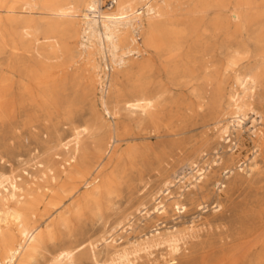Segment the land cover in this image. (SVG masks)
Masks as SVG:
<instances>
[{
	"label": "bare ground",
	"instance_id": "bare-ground-1",
	"mask_svg": "<svg viewBox=\"0 0 264 264\" xmlns=\"http://www.w3.org/2000/svg\"><path fill=\"white\" fill-rule=\"evenodd\" d=\"M105 1L0 0V54L7 51V57L0 58V122L18 121L29 111L46 113V121H54L75 103V93L110 121L108 136L95 144L93 159L80 161L76 150L62 166L67 196L60 197L51 187L43 192L42 186L25 192L17 177L0 174V264H79L77 255L87 241L68 237L55 244L44 226L63 207L65 197L74 199L100 181L120 144L140 136L120 126L122 109L137 112L139 119L130 121H149L158 133L159 121H172L167 119L173 105L168 98L171 83L192 89V101L179 102L182 111L195 115L212 107L206 127L222 141L242 132L248 114L264 121L255 99L264 77V0H109L106 9ZM244 30L255 45L249 52L234 42ZM244 59L249 60V74L242 72ZM69 122L70 140L64 143L58 126L51 139L64 148L72 143L77 148L81 138L95 130L94 124L88 119ZM251 140L263 152L264 128L253 131ZM207 145L205 141L185 165L192 171L198 168L186 176L191 193L203 192L209 179V168L199 167L195 159L204 158ZM4 146L0 161L9 164V139ZM226 155L216 164L234 161V154ZM52 177L56 181L57 176ZM5 183L11 188L8 194L2 193ZM170 184L166 181L163 187L167 190ZM254 192L249 206L224 225L223 246L237 244L223 251L215 264H241L251 255L252 264H264V209H255L264 184ZM182 195L169 204L175 213L187 210ZM155 210L162 215L167 206L160 201ZM158 230L144 235L136 248L167 244L177 254L179 231ZM127 257L123 253L118 258ZM171 261L175 264L176 258Z\"/></svg>",
	"mask_w": 264,
	"mask_h": 264
},
{
	"label": "rangeland",
	"instance_id": "rangeland-1",
	"mask_svg": "<svg viewBox=\"0 0 264 264\" xmlns=\"http://www.w3.org/2000/svg\"><path fill=\"white\" fill-rule=\"evenodd\" d=\"M108 4L106 0L105 9ZM234 42L237 49L245 52L255 48L246 30L236 35ZM225 45L226 40L221 37L220 46ZM6 57L7 51L0 54V58ZM241 64L242 72L249 74V60L244 59ZM262 79L263 86L255 99L258 111L264 116V77ZM169 87L168 98L173 105L168 107L167 119L172 121H159L157 125L161 130L156 133L149 121H130L139 119L137 112L122 109L120 126L140 136L120 144L116 155L107 160L100 181L88 192L83 189L74 199L65 197L63 207L45 224L44 232L55 244H61L68 237L87 241L77 255L79 264H174L173 258H176L175 264H215L222 258L223 251L237 244L223 246V227L249 206V200L254 199V189L264 184V151L258 152L251 140L253 131L264 128V121L260 116L248 114L242 132L222 141L206 127L212 107L206 106L195 115L182 111L179 102L192 101L191 87L171 83ZM71 98L75 103L66 106L65 113L56 115L54 121H46V113L29 111L18 121L5 125L0 122V152L5 150L6 140L11 144L8 153L11 162L0 161V174L17 177L23 191L42 186L44 192L45 187H51L60 197L67 196L62 187L69 183L61 175L65 161L76 150L80 161L93 159L95 144L108 136L106 126L110 121L104 120L102 110L82 103L79 93ZM87 119L95 130L84 135L77 148L73 143L64 148L51 139L58 126L65 143L72 136L69 121L80 124ZM205 141L208 145L204 158L195 156V159L199 167L209 168V179L203 192L195 194L190 192L193 189H190L192 185L188 186L186 176L194 174L198 168L192 171L185 165ZM225 154H234V161L221 166L216 164L215 160ZM166 181H171L167 190L163 187ZM1 189L3 194L11 190L8 183ZM181 194L187 210L175 213L169 204ZM261 196L256 210L264 209V196ZM170 197L172 201H168ZM160 201L167 206L162 215L155 210ZM0 202L2 204L3 200ZM262 222L264 224V216ZM155 229L162 233L179 231L182 242L177 254L167 244L136 248L143 236H150ZM54 243L48 248L52 249ZM123 253H128V257L119 259ZM253 262L251 255L241 264Z\"/></svg>",
	"mask_w": 264,
	"mask_h": 264
},
{
	"label": "built area",
	"instance_id": "built-area-1",
	"mask_svg": "<svg viewBox=\"0 0 264 264\" xmlns=\"http://www.w3.org/2000/svg\"><path fill=\"white\" fill-rule=\"evenodd\" d=\"M113 5H114V3H111V2H110V6L112 7Z\"/></svg>",
	"mask_w": 264,
	"mask_h": 264
}]
</instances>
